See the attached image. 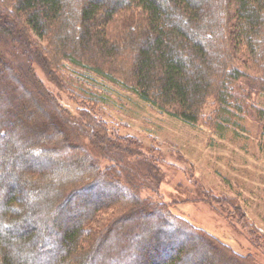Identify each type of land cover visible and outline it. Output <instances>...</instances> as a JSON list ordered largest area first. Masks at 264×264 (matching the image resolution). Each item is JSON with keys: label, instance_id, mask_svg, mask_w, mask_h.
<instances>
[{"label": "trees", "instance_id": "1", "mask_svg": "<svg viewBox=\"0 0 264 264\" xmlns=\"http://www.w3.org/2000/svg\"><path fill=\"white\" fill-rule=\"evenodd\" d=\"M0 32L66 80L58 97L28 63L15 67L0 54V264H259L164 201L142 197L151 183L124 180L121 157L101 166L69 126L67 107L80 101L93 146L127 153L136 139L111 142L94 117L109 98L98 78L190 123L217 131L237 124L252 108L249 95H264V0H0ZM52 154L69 157L54 165ZM16 168L34 197L23 211L21 191L3 180ZM102 187L106 195L86 208ZM240 218L264 244V231Z\"/></svg>", "mask_w": 264, "mask_h": 264}, {"label": "rangeland", "instance_id": "2", "mask_svg": "<svg viewBox=\"0 0 264 264\" xmlns=\"http://www.w3.org/2000/svg\"><path fill=\"white\" fill-rule=\"evenodd\" d=\"M122 31L120 28L116 30L118 33ZM0 54L13 66L20 62L23 64L21 67L25 68L28 63L34 77L44 88L58 96L66 81L60 77L62 74L48 66L41 57L26 48L16 46L15 41L5 38L2 32ZM16 69L20 70L19 67ZM97 82L105 86L109 95L107 103L94 113V117L102 119L108 127V133H103L111 140L116 134L132 137L140 146H133L131 153H127L128 148L125 146L115 145L112 148L106 144L96 148L91 144L79 119V113L84 107L80 105V101H69L71 106L67 108L71 114L68 115L67 122L78 132L77 135L92 152L93 158L101 166H106L111 162L116 163V159L121 157L123 168L127 172L123 175L124 180L131 178L151 183V186L140 189L142 197L150 196L164 201L174 214L212 233L236 251L252 254L259 264H264L262 240L253 238L249 232L251 228L244 227L240 218L244 214L247 220L264 231V152L260 148L264 117L258 115L257 111V106L264 107V95H249L248 101L252 108H249L248 113L242 115L237 124L229 123L226 129L217 131L208 122L190 123L165 113L118 85L101 81L100 78ZM241 85L243 89H247L245 82ZM215 106L213 102H208L206 110L213 111ZM111 142L121 143L119 139ZM62 156L64 159L69 157L68 154ZM62 156L55 157L52 154L50 158L55 165L64 160ZM28 159L36 161L34 157ZM68 160L66 164L69 166L72 160ZM54 165L47 166L54 170ZM12 170V173L4 170L3 180L21 191L23 211L34 197L29 192H24L26 184L19 182V170ZM1 191L3 194L7 192L0 183ZM104 191L102 187L98 192L89 193L90 196L86 193L84 196H89L86 208L96 201V196H105ZM206 193L213 198L210 204L203 200ZM226 197L232 202L227 203ZM67 210L63 209L66 214L69 213ZM85 210L88 209L70 214L76 216ZM27 228L32 229V226L29 224ZM36 235L39 236L38 233ZM96 264H103V260L100 259Z\"/></svg>", "mask_w": 264, "mask_h": 264}]
</instances>
